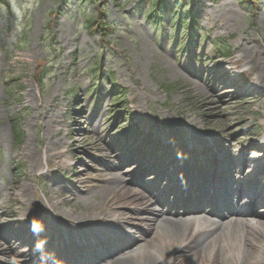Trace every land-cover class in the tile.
<instances>
[{
    "label": "rangeland",
    "instance_id": "1",
    "mask_svg": "<svg viewBox=\"0 0 264 264\" xmlns=\"http://www.w3.org/2000/svg\"><path fill=\"white\" fill-rule=\"evenodd\" d=\"M6 2L12 3L11 11L15 16L8 15L5 8L0 6V226L19 220L14 225L20 229L12 234L15 237L27 234L23 228L27 219L33 215L35 202L44 204L48 200L61 213L73 216L91 211L94 213V220L103 219V206L117 192L105 195L97 190L88 199H80L72 210L68 208V204L57 207L65 197L72 195L71 191H84L92 185L100 184V181H96L103 177L94 173L96 169L103 170L106 165L116 166L119 168L113 171L114 174L128 180L133 179V175L127 173L133 171L130 169H135L132 167L134 162L123 166L122 155H116L122 152L107 144L111 141L107 135L116 133V128L124 121L108 128L105 122L112 101L111 88L117 84L127 90L128 110L132 120L152 128L169 129L174 134L178 122L190 119L198 130L227 138L238 161L243 155L242 148H235L231 144H236L240 138L244 140V147L247 143L245 140L263 137L264 96L242 99L227 93L223 88L219 90L206 81L184 75L178 68L183 53H177L175 57L172 50L175 44L172 41L168 43L167 39L166 43L161 44L162 40L156 38V30L146 21L150 0H95L94 3L86 4H81L78 0ZM185 2L196 6L195 12L205 10L201 19L204 20L207 13L214 19L209 26L213 30L210 37L208 33L204 34L209 37L204 47L202 44L201 50H198L194 45L198 53L202 51L207 59H212L215 55L209 41L211 43L217 37H231V56L224 61L216 59V62L238 63L240 69L244 70V67L247 69L245 73L253 76L248 84L263 91L264 80L259 84L257 72L250 65L247 66L249 54L242 49L245 46L254 49L258 46L255 57L264 61V0L256 1L258 4H254V0H248L249 3L242 6L239 0ZM99 7L105 9L104 21L113 28L112 32H105L106 40L110 42L106 47L107 53L100 52L99 37L92 34L89 27V21L95 22L97 16H100ZM195 12L194 16L197 15ZM50 21H53L51 33L45 31V26ZM25 27L28 31L20 41L19 36ZM15 41L16 44L13 43ZM163 47L168 48L169 53ZM100 54L105 79L101 94L104 96L100 94L93 102V94L90 95L88 91L93 88L94 83L88 72L94 69V61ZM216 64H209L208 59V75L217 67ZM43 65L47 77L43 85L37 86L34 74L37 67ZM220 68L227 70L230 67L222 65ZM110 79L115 83L114 86ZM164 86H169L170 90ZM198 87L205 88L206 92L198 91ZM92 103L96 104L90 108ZM75 110H84L86 113L88 110L90 115L94 113V118L96 111L99 116L88 123L89 115L85 117L73 112ZM77 120L85 123V126L76 128L74 124ZM15 126H19L24 135V142L19 146L15 141ZM257 127L261 128V135H256ZM74 129H91L96 137L81 138ZM98 137L104 143L101 148L95 146ZM30 146L31 155L28 151ZM48 146L56 149L57 154L50 158L52 168H48L47 160H44ZM37 153L40 163L35 164L33 158ZM23 154L30 159L29 162L35 164L33 167L26 158H22ZM136 157L134 156L135 159ZM256 157L257 155L254 156ZM128 166L131 167L128 169ZM17 167L21 170H16ZM56 168L73 180V184L66 182L71 191L63 189L53 192L52 185H49L51 182L47 183L46 177L38 175L43 170L44 173L50 170L54 172ZM33 172L36 174L32 180L30 174ZM73 172L79 173L72 174ZM21 190L24 197L20 199L18 196ZM11 228L0 230V237L5 239V234ZM62 235L59 230V234L55 235L56 239L60 240ZM5 240L8 243L1 241L3 247L0 246V264H13L6 251L13 253L12 258L16 264L29 261L33 249L24 248L17 239H10V236ZM156 245L165 252L161 240L156 241Z\"/></svg>",
    "mask_w": 264,
    "mask_h": 264
},
{
    "label": "bare ground",
    "instance_id": "2",
    "mask_svg": "<svg viewBox=\"0 0 264 264\" xmlns=\"http://www.w3.org/2000/svg\"><path fill=\"white\" fill-rule=\"evenodd\" d=\"M255 46V45H254ZM258 48V46H255ZM255 48V49H256ZM255 49L252 47H246L244 52L248 55L249 54V63L251 64L252 68L254 70L258 71V77L263 79L264 76V61L260 57H255ZM258 51V50H257ZM197 85V84H195ZM204 88V87H203ZM209 90V89H208ZM198 91H202V93L206 92L205 88L202 89L201 87H198ZM209 92H211L209 90ZM111 168H107L106 172H109ZM109 180L103 185L104 190H113L116 189L122 194H125L126 192L131 195V200L129 201L131 204L135 205V209H139L142 211H145L148 215L141 218V224L147 229L153 231L154 234L156 232L163 228L166 229L169 235L172 238H175L180 241L183 247L181 250V254L178 255L174 263L175 264H186L188 262H191V264H201L202 262L206 264H222L224 261V257L228 256L229 254H222L219 251H217L218 242L221 240L224 229L227 227L229 228V233L232 232L234 229L239 228L240 226L245 228H251L253 230L255 229H263L264 230V222H258L257 225L251 224V222L243 221L240 218H229V219H220L218 222H211L210 218L208 217H200L193 220H188L187 218H184L182 215L171 217L172 214L166 213L165 211H152L151 206L154 203H157L155 199H153L151 196L144 194V192L140 189H128L123 188L121 186V181H125L122 178H116V176H108ZM121 180V181H120ZM126 189V190H124ZM77 196L73 197L69 200L70 204L73 205L76 201ZM111 206H109L105 210L104 216L110 217L111 221L105 220V223L102 225H97L96 221L94 220L92 223H87L89 219H86L84 222L83 219L79 214H76L77 217L75 220H70L67 223H71L74 225L75 231H87L90 229H96V230H124L126 225L129 226L126 220V214L122 212H117L115 208H113L117 203H115V200L109 202ZM35 208V207H34ZM38 209L41 215H46L47 219L53 222H58L60 220H64L60 218V215L58 212H54L52 215L48 213L49 211H53V206L49 203L44 206L43 204L38 203ZM237 212V210L235 211ZM170 215V216H168ZM185 216H188V214H185ZM72 217V216H71ZM69 217V218H71ZM130 221H135V219H129ZM65 221V220H64ZM190 222H193L192 224H189ZM201 222H203L202 225H199ZM237 222H242V224H239ZM251 224V225H250ZM62 227L67 231V228L62 225ZM198 234V238L193 241L186 242L182 241L184 238L190 234ZM68 238H74L73 236H67ZM147 242V241H145ZM255 242L258 243L259 240L255 239L252 241L251 235L248 234L245 237H242L239 242H236L232 249L235 250L236 260L235 258L231 261L233 264H238V262L242 258V253L244 250H247V257L249 260H252L253 256L256 254L254 250H252V247L255 245ZM170 243H168L169 245ZM144 246V244L139 245V247L135 251H130V253H125L122 255H117L112 257L111 259L107 261L103 260H95L94 262L97 264H155L154 261H152L150 258H147V255H144L143 257H140L142 252H139V250ZM261 248H264L262 246ZM133 253H137V256H133ZM264 254V252H263ZM140 257V258H139ZM263 257V256H262ZM141 259H145L143 262ZM261 259H257L254 264H262Z\"/></svg>",
    "mask_w": 264,
    "mask_h": 264
}]
</instances>
